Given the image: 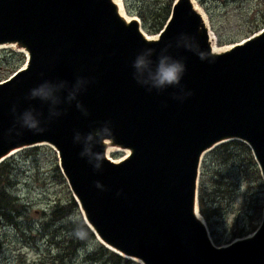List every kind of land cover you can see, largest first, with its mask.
<instances>
[{"label": "water", "instance_id": "95a60500", "mask_svg": "<svg viewBox=\"0 0 264 264\" xmlns=\"http://www.w3.org/2000/svg\"><path fill=\"white\" fill-rule=\"evenodd\" d=\"M121 9L0 0V46L26 54L0 82V163L52 147L85 224L124 258L264 264V205L251 234L217 246L197 202L202 156L224 142L249 147L264 183V27L214 50L194 0H174L155 37ZM173 65L178 81L161 82ZM108 147L125 155L112 159Z\"/></svg>", "mask_w": 264, "mask_h": 264}, {"label": "rangeland", "instance_id": "374dc122", "mask_svg": "<svg viewBox=\"0 0 264 264\" xmlns=\"http://www.w3.org/2000/svg\"><path fill=\"white\" fill-rule=\"evenodd\" d=\"M162 1L132 0V3L137 8L152 9L161 6ZM195 2L208 21L214 46L219 49L231 47L234 43H239L252 35L253 33L249 32L250 28L264 15V0H195ZM124 15L138 18L126 12ZM141 28L145 32L143 26ZM147 35L156 36V34ZM10 49L13 48L0 47V56ZM5 74L0 68V77L2 76L0 81L11 75L4 78ZM48 148L47 145H40L36 156L30 155L20 159L13 167L14 184L11 191L20 202L26 204L27 211L22 219H18V229L5 226L0 221V264H111L104 255L100 256L97 253L95 241L81 244L70 260L65 258L62 261L54 260L57 255L55 241L60 239L61 234L58 223L49 221V212L55 203L57 206L65 205L68 198L64 186L54 176L52 154ZM125 152L111 150L110 158L115 160L122 158ZM212 153L211 149L202 156L198 187L203 186L207 211L208 208L215 209L208 211L211 216L207 223L203 216H200L207 225L213 243L225 245L230 234L245 232L256 221L257 226L259 225L261 220V216L258 218L259 207L262 202L264 203V191L260 190L255 173L247 172L246 176H237V170L232 172L231 178L226 179V184H229L225 190L215 193L216 184L220 186L216 180L222 183L223 180L220 176L214 175L218 166ZM236 163L242 165V160ZM246 183L248 189L244 192ZM42 228L45 229L42 231ZM53 230H56L55 235ZM237 238L241 237H235L231 241Z\"/></svg>", "mask_w": 264, "mask_h": 264}, {"label": "trees", "instance_id": "16d2710c", "mask_svg": "<svg viewBox=\"0 0 264 264\" xmlns=\"http://www.w3.org/2000/svg\"><path fill=\"white\" fill-rule=\"evenodd\" d=\"M125 12L129 15L137 16L143 26L145 32L147 34H156L166 23L170 11L171 6L174 0H163L161 6L154 7L152 9H142L137 8L133 5L132 0H122ZM264 26V15L261 19L255 23L249 30L250 33H254L260 28ZM0 68L1 72H5L6 74L3 76L6 78L9 74H12L14 71L18 69V67L24 62L25 56L23 53L15 51L14 49H10L8 52H4L0 56ZM3 63V66H2ZM2 78V76L0 77ZM50 153L52 154V168L54 172V176L57 181L61 183L66 192V196L68 198V202L63 206H57V203L52 205V208L49 212V221L51 223H58V229L60 231L61 237L59 240L55 241L57 248V255L54 257V260L62 261L63 258L70 260L77 250V248L87 242V241H95L96 243V251L100 256H105L106 260L109 263L113 264H139L137 262H132L129 259H126L115 252L107 249L100 242L96 241L95 235L90 230V228L85 224L82 214L78 208V204L75 199L72 197L66 181L62 176L60 169L58 167V159L56 152L52 148H48ZM212 156H215V161H217V170L214 171V175L216 177H221L223 180L219 182L220 186L216 184L215 193H220L225 190L227 185L226 179L231 178L232 172L237 171V176L245 175L247 172H253L256 175V179L259 182L260 190L264 191V183L262 182L260 173L256 166V163L252 157L251 151L249 147L238 140H232L228 142H224L216 146L212 149ZM39 151V146H34L30 148L22 149L12 156L5 159L0 163V221H2L5 226H11L15 229H18V219H22L24 213L27 211L26 204L19 201V199L12 193L13 187V167L14 165L23 158H26L30 155H37ZM235 160V161H234ZM242 165L236 163V161H241ZM246 176V175H245ZM215 182V183H216ZM218 187V188H217ZM247 183L244 186V192L247 190ZM198 210L199 213L203 216L206 223L208 222L209 216L211 214L208 211H211L215 208H207L205 206L204 201V189L203 186L198 187ZM263 207V202L260 204L259 211L260 214L258 218L261 216V210ZM47 225V224H46ZM45 225V226H46ZM44 226V227H45ZM257 227L256 223L249 228L248 230L235 232L230 234L228 237V242L235 237H243ZM45 228H42V231ZM54 235L56 230H53ZM227 242V243H228Z\"/></svg>", "mask_w": 264, "mask_h": 264}, {"label": "clouds", "instance_id": "9594fccd", "mask_svg": "<svg viewBox=\"0 0 264 264\" xmlns=\"http://www.w3.org/2000/svg\"><path fill=\"white\" fill-rule=\"evenodd\" d=\"M177 72H178V68L175 65L162 68L161 76H160L161 82H167V83L177 82L178 81ZM27 128L30 130H35L36 125L34 123L28 124ZM36 132H39V131H36Z\"/></svg>", "mask_w": 264, "mask_h": 264}, {"label": "bare ground", "instance_id": "6f19581e", "mask_svg": "<svg viewBox=\"0 0 264 264\" xmlns=\"http://www.w3.org/2000/svg\"><path fill=\"white\" fill-rule=\"evenodd\" d=\"M117 2H119V4H120V0H116ZM194 2H195V0H194ZM195 5H196V2H195ZM203 6V5H202ZM202 12V11H201ZM121 13L122 14H124V12H123V9H121ZM203 16H204V14H203ZM127 18H129L128 16H127ZM204 18H205V16H204ZM206 19V18H205ZM211 38V40H213V37H210ZM212 46H213V48H214V50H224V48H221V49H219V48H216V46H214V44L212 43ZM111 150H117V149H114V148H112V147H108L107 148V150H106V154L110 157V152H111ZM120 159V158H119ZM202 169V168H201Z\"/></svg>", "mask_w": 264, "mask_h": 264}]
</instances>
